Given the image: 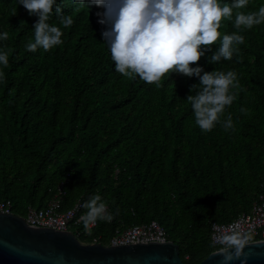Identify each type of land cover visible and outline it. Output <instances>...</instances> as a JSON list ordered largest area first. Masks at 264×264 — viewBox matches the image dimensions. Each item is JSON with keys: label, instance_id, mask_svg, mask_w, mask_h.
Listing matches in <instances>:
<instances>
[{"label": "trees", "instance_id": "1", "mask_svg": "<svg viewBox=\"0 0 264 264\" xmlns=\"http://www.w3.org/2000/svg\"><path fill=\"white\" fill-rule=\"evenodd\" d=\"M56 4L73 24L65 28L53 10L48 23L61 28L63 43L32 52L26 45L38 17L19 0H0V34L8 33L0 39L8 55L0 64V199L23 216L28 205L44 206L63 180L60 209L80 199L85 213L83 203L99 194L114 217L97 220L89 235L78 234L81 241L97 235L106 244L117 227L154 219L182 260L198 263L219 248L211 223L232 220L264 196V23L239 32L242 60L208 63L218 41L198 62L208 72L234 71L240 85L222 117L231 115L234 128L217 124L204 133L186 101L197 77L173 72L160 87L124 77L97 22L104 9ZM261 6L264 0H249L242 11ZM219 31L236 32L234 18Z\"/></svg>", "mask_w": 264, "mask_h": 264}, {"label": "clouds", "instance_id": "2", "mask_svg": "<svg viewBox=\"0 0 264 264\" xmlns=\"http://www.w3.org/2000/svg\"><path fill=\"white\" fill-rule=\"evenodd\" d=\"M74 2L79 7L96 5L104 9L96 13L97 22L106 26L101 35L117 73L127 78L138 76L157 87L166 74L173 72L197 77L199 84L190 88L195 94L186 99L191 104L195 124L204 133L217 124L225 131L234 128L231 115L226 119L222 117L236 100L231 90L240 87L237 74L231 70L208 72L198 62L218 41V49L208 58V63L231 61L234 55L242 60L238 45L244 43V36L239 32L264 23V6L246 13L242 10L247 8L249 0H87V5L85 0ZM19 3L29 15L38 17L33 25L34 42L26 45L29 51L35 52L38 48L49 51L63 43L61 28L48 21L53 10L61 17L65 28L71 26L73 20L71 16L62 15L56 0H19ZM233 18L237 31L222 35L219 31L222 21ZM7 38V32L0 34V39ZM0 64L7 66L6 52L0 51ZM240 111L247 114L249 110L242 107ZM82 207L87 210L80 217L85 228L97 220L111 222L114 218L99 194L90 197ZM249 241V235L236 231L218 235L213 246L219 245L215 254L222 257L220 264H233L236 260L247 264L243 249Z\"/></svg>", "mask_w": 264, "mask_h": 264}, {"label": "water", "instance_id": "3", "mask_svg": "<svg viewBox=\"0 0 264 264\" xmlns=\"http://www.w3.org/2000/svg\"><path fill=\"white\" fill-rule=\"evenodd\" d=\"M217 250V249H216ZM211 251L196 264H220ZM247 264H264V239L247 243ZM243 259V257H242ZM0 264H187L171 239L124 244L83 242L71 230L31 226L22 215L0 211ZM233 264H240L236 260Z\"/></svg>", "mask_w": 264, "mask_h": 264}, {"label": "built area", "instance_id": "4", "mask_svg": "<svg viewBox=\"0 0 264 264\" xmlns=\"http://www.w3.org/2000/svg\"><path fill=\"white\" fill-rule=\"evenodd\" d=\"M64 181L57 185L56 192L49 198L42 207L28 205L25 214V221L31 226H47L59 230H72L78 237V234L89 235L91 228L96 224L90 223L87 228L82 225L78 228L82 220L80 217L81 200L77 199L74 204L67 209L61 208L62 194L64 193ZM0 211L13 212L10 199H0ZM233 231L247 234L250 241L264 239V196L259 194L252 202L248 211L241 212L235 218L228 222L220 223L213 221L210 225V240L214 243L215 238L221 234H231ZM167 240L164 227L157 220H150L147 223L135 224L128 227H117L110 236L106 244H124L146 241H165ZM100 241L99 236H92L91 241ZM249 241V242H250ZM86 242V241H83ZM218 245V244H217Z\"/></svg>", "mask_w": 264, "mask_h": 264}]
</instances>
